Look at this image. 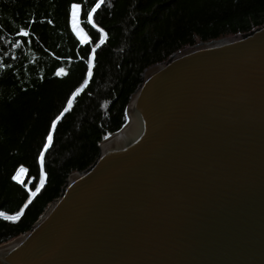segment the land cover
Segmentation results:
<instances>
[{
	"label": "water",
	"instance_id": "water-1",
	"mask_svg": "<svg viewBox=\"0 0 264 264\" xmlns=\"http://www.w3.org/2000/svg\"><path fill=\"white\" fill-rule=\"evenodd\" d=\"M117 133L0 264H264V27L147 69Z\"/></svg>",
	"mask_w": 264,
	"mask_h": 264
},
{
	"label": "trees",
	"instance_id": "trees-1",
	"mask_svg": "<svg viewBox=\"0 0 264 264\" xmlns=\"http://www.w3.org/2000/svg\"><path fill=\"white\" fill-rule=\"evenodd\" d=\"M97 2L0 0V212L23 209L15 221L0 216V245L31 230L69 177L95 164L102 142L128 123L147 69L264 27V0H105L93 13L101 32L86 22ZM74 3L85 44L72 31ZM21 168L23 185L12 179Z\"/></svg>",
	"mask_w": 264,
	"mask_h": 264
},
{
	"label": "snow or ice",
	"instance_id": "snow-or-ice-1",
	"mask_svg": "<svg viewBox=\"0 0 264 264\" xmlns=\"http://www.w3.org/2000/svg\"><path fill=\"white\" fill-rule=\"evenodd\" d=\"M104 2H105V0H98V2L95 4V7H93L91 11L86 13V22H87V24L91 25L92 28H97V25L93 22V13H95L96 10L98 8H100V6ZM80 12H81V5L80 4L74 3V4L71 5V27H72V31L76 34V36L79 39L80 43L81 44H85V43L89 42V37H88V35L85 34L84 29L80 27V23L78 21V17L80 15ZM97 30L102 32L101 29L97 28ZM25 35H27V33H25ZM100 39L102 41L103 40V36H101ZM99 46H100L99 43L94 45L92 47V49H91V52L94 54L95 51H96V48L99 47ZM91 63H92V57L90 56L89 57V75H91ZM79 91L80 90L77 89V92H79ZM74 96H75V94H74ZM74 96H73V98H74ZM71 103H72V101L69 100L68 101L69 107L71 106ZM68 110H69L68 108H65V111H68ZM62 115H63V113H61V116ZM59 119H60V117L58 116L57 120H59ZM55 126H56V121H53L52 128L54 129ZM47 139H48V141L52 140V134L51 133L48 134ZM48 146H49L48 144L44 145L45 151L47 150ZM43 162H44V153L41 152L40 153V163H41V167L42 168H43ZM24 171L25 170L23 168H21L19 170V172L17 173V175L13 176L12 179L17 181V183H20V184L23 185V181H21L19 177H20L21 174L24 173ZM43 182H44L43 179H41V185L43 184ZM37 191H39V188H37ZM35 195H36V192H30V194H29V203L31 202V197L35 196ZM25 207H26V205H25ZM22 214H23V209H21L19 212H17L13 216H7L4 213L0 212V216H3L4 219H6V220H12V221L17 220L19 218V216L22 215Z\"/></svg>",
	"mask_w": 264,
	"mask_h": 264
},
{
	"label": "rangeland",
	"instance_id": "rangeland-1",
	"mask_svg": "<svg viewBox=\"0 0 264 264\" xmlns=\"http://www.w3.org/2000/svg\"><path fill=\"white\" fill-rule=\"evenodd\" d=\"M19 178H20L21 181H23L24 180V175L21 174Z\"/></svg>",
	"mask_w": 264,
	"mask_h": 264
},
{
	"label": "bare ground",
	"instance_id": "bare-ground-1",
	"mask_svg": "<svg viewBox=\"0 0 264 264\" xmlns=\"http://www.w3.org/2000/svg\"><path fill=\"white\" fill-rule=\"evenodd\" d=\"M117 134H118V133H117ZM113 136H115V135H112L111 137H109V139H108V140H110V139H111ZM108 140H107V141H108ZM107 141H106V142H107ZM106 142H105V144H106Z\"/></svg>",
	"mask_w": 264,
	"mask_h": 264
}]
</instances>
